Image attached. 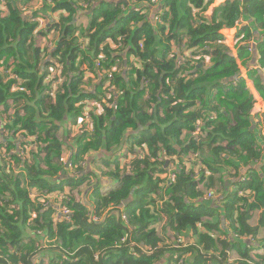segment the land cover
<instances>
[{"label":"trees","instance_id":"obj_1","mask_svg":"<svg viewBox=\"0 0 264 264\" xmlns=\"http://www.w3.org/2000/svg\"><path fill=\"white\" fill-rule=\"evenodd\" d=\"M120 1L42 0V7L34 9V0H0V128L6 132L0 133V264H44L42 251L49 253V264H264L263 255L249 253L251 240L264 227V132L252 129L253 98L238 78L240 64L247 67L254 57L264 69V0H225L209 15L212 0ZM85 10L92 13L80 29L75 19ZM39 11L60 13L58 24L45 26L49 33L58 32L50 49L33 42L46 22L35 19ZM223 26L235 30L236 59L217 44ZM253 39L255 54L248 51ZM46 53L65 72L54 98L40 63ZM186 53L192 58L184 59ZM130 58L139 63L132 73L127 71ZM81 65L97 80L86 88ZM110 70L114 83L101 77ZM261 75L253 69L248 77L264 102ZM12 77L25 92L13 91L18 82ZM90 100L101 111L80 104ZM86 114L92 125L87 128L78 122ZM69 119L76 125L73 139L65 128ZM193 124L206 136H194ZM61 129L65 133L58 139ZM135 131L137 136L127 137ZM124 143H129L132 164L116 161L111 170V159H104L114 160ZM64 146L72 152L67 169ZM147 154L169 163L174 158L189 162L191 169L174 171L166 184L160 178L165 162H150ZM98 162L106 168H98ZM258 162L259 171L253 168ZM199 164V173L218 178L221 187L199 188L194 181ZM120 165L126 167L123 172ZM246 168L245 181L238 184L243 194L226 191L230 171ZM99 172L116 188L101 193L98 183L91 190ZM81 186L87 196L76 201L72 193ZM206 192L221 195L223 205L214 206L217 200L205 199ZM55 194L58 206L47 200ZM43 198L48 206L40 203ZM257 211L261 221L251 226ZM162 220L170 237L166 230L158 234ZM191 235L198 237L197 244ZM122 238L126 244L118 248ZM230 251L238 259L230 261Z\"/></svg>","mask_w":264,"mask_h":264},{"label":"crops","instance_id":"obj_2","mask_svg":"<svg viewBox=\"0 0 264 264\" xmlns=\"http://www.w3.org/2000/svg\"><path fill=\"white\" fill-rule=\"evenodd\" d=\"M36 1L37 0H34V2L32 3V5L31 6H33L34 5V3H36ZM225 2V0H212V5L210 6V8H209V11L207 12V14L209 15V14H211V13H213V11L216 9V8H218L219 6L218 5H221V4H223ZM55 14H58V15H60V13H54L53 15H52V19L53 20H56V18L54 17V15ZM82 14H79L76 18L77 19H75V23H76V25L81 29H85L86 27H87V25H88V22H89V20H87V21H82L81 22V20L80 19H82L84 16H81ZM58 19V18H57ZM88 19H89V17H88ZM33 22H35V20H33ZM240 25V24H239ZM41 27V26H40ZM40 27H39V29H40ZM46 29V28H45ZM38 30L36 31V33H34L33 35V38H38ZM43 32L41 31L40 33H39V35H43L42 34ZM221 38H222V40L224 41H226V43H227V45L226 44H224V47L228 50V52H229V54L233 57V58H237V55H238V53H237V47H235L234 45H235V42H234V40H233V38H234V36H235V30L234 29H227L225 26H223L222 27V30H221ZM260 38H262L260 35H258ZM49 37L50 38H48V39H50L51 40V43H52V38H51V36H50V33H49ZM42 38H45V37H42ZM54 40H56V38H54ZM233 40V41H232ZM37 42H40V49L42 50H44L45 49V47H43L44 46V44H47L46 42H45V40L43 39V40H36V43ZM256 46H257V41L255 40V39H253V40H251L250 41V43H249V53H256ZM46 49H47V47H46ZM47 54V53H46ZM252 55V56H255V55ZM42 55V58H43V55H45V54H41ZM127 58V57H126ZM125 58V59H126ZM132 60H134V59H131L130 58V65H132L134 68L135 67H137V66H139V63L138 62H135V61H132ZM40 61H41V58H40ZM39 60H38V62H40ZM118 62V61H117ZM41 63V62H40ZM123 63V62H122ZM83 67H85V69L84 68H82V67H80L81 69H82V71H83V81H84V83H83V87L82 88H86V87H88V86H91L93 83H96V76H95V74L94 73H92V72H90L87 68H86V65H84ZM123 68H124V63H123ZM239 69H240V72H239V77L240 76H245L246 74L248 75L249 74V72L250 71H252L253 69L254 70H258L259 71V73H261L262 75V77H264V69H262L261 67H260V65H259V61H258V57H254L251 61H250V63H249V65L247 66V67H242V65L240 64V66H239ZM248 69H250V71H248ZM87 70V71H86ZM99 72V71H98ZM124 72V71H123ZM127 72V71H126ZM128 73V72H127ZM124 74V73H123ZM65 78V77H64ZM240 79H241V77H240ZM247 88L248 89H250V92L252 93V98H253V106H252V109H251V112H250V115H251V117L253 118V121H255V123L256 124H254V126L252 127V129H257V132H264V102H263V100L261 99V97L259 96V94H258V92L256 91V89L254 88V85H253V81H252V79H250L249 81H248V83H247ZM52 98L53 97H55V95L53 94V96H51ZM214 120V119H213ZM212 120V121H213ZM82 123H84L85 124V128H87V127H91L90 125H91V123L89 122V116H88V114H86L85 115V118H83V122ZM73 124V120L72 119H69V121L66 123V125H65V128H66V130H67V128H69L71 131H69V130H67L68 132H72V133H74V128H75V126L74 125H72ZM62 131H63V129H61ZM60 131V130H59ZM65 132V131H64ZM139 131H135V132H130L129 134H128V136L127 137H131V136H133V137H135V136H137V133H138ZM64 134V133H63ZM70 134V133H69ZM58 138V137H57ZM184 139L183 140H186V139H188L189 138V133H187V134H185L184 135V137H183ZM59 139V138H58ZM0 141L2 142L3 141V139H0ZM17 143H19V142H17ZM129 144V143H128ZM124 146V148L123 149H121V150H118V151H122L121 152V154H122V156H121V158H124L125 157V159L124 160H122V162L123 163H127V162H129V157H128V155H129V150H130V147L128 148L127 147V144H123L122 145V147ZM64 149H65V154L66 155H64V156H66V162L68 161V158L72 155V152L71 151H69V150H67V148L64 146ZM117 152V151H116ZM124 152V153H123ZM127 154V155H126ZM148 155V157H149V160L150 159H153L154 161H157V162H160L161 160H162V157L163 156H158V157H152L150 154H147ZM109 157V158H108ZM108 157H106L105 159H104V162H109L110 161V159H111V163H110V165L111 164H114V162H116L115 161V159L113 160V156H110V155H108ZM121 158H119L118 159V162H121ZM186 158H184V160H185ZM131 160V159H130ZM178 160V159H177ZM176 160V158H174L173 159V162H174V165L176 166L177 165V169H175V166H173V164L172 163H169V160L168 159H165V161L167 162V163H165V168H166V173H165V175H163V176H161L160 178L162 179L164 176H166V175H168V173L170 172V176H169V178H167V177H165L166 178V182H168L169 180H171V177H172V175L174 174V171L175 172H177V171H179V169H185L187 172H189L190 171V166H189V162H186V163H184V164H180V163H178V161ZM184 162V161H183ZM66 164V163H65ZM70 164V163H69ZM96 166H98V168H99V166L101 167V168H106V164H104L103 162H98L97 164H96ZM103 166V167H102ZM260 166H261V163L260 162H258V163H256V164H253V168H255V170H257V171H259L260 170ZM69 167V166H68ZM249 168H246V169H244V170H241L240 172H239V174L238 173H234V176H230V174H229V176H228V178H229V181H227V182H225L224 183V187L226 188V191H228L229 190V192H232V193H236L237 191V189H241V188H239V186H242V185H238L239 183H240V181L243 179V176L245 175V173L247 172V170H248ZM106 170H108V169H105V171ZM233 178H235V179H233ZM233 179V180H232ZM97 182V183H96ZM96 182H94V184H93V187L94 186H97L98 185V183H99V185H100V188H99V191L101 190V188H104V189H106L107 191L105 192H103V191H101V193H107L108 191H110V190H113V188H116V186H117V184L116 183H114L113 181H111V180H106L105 179V177H102L101 176V178H100V180L99 179H96ZM82 187V186H81ZM92 187V188H93ZM201 186H199V188H200ZM243 187V186H242ZM82 188H85L84 186L82 187ZM201 189V188H200ZM75 191V190H74ZM77 191H79L80 192V188H78L77 189ZM212 193V192H211ZM208 194V193H207ZM207 194H206V196H205V199H207V200H210V199H208L207 198ZM80 195H81V200H83L84 198H85V196L87 195V191H85V189L84 190H82L81 192H80ZM212 198H211V200H217L216 201V203H214V206H221V205H223V202H222V200H221V198H222V196L221 195H218L217 194V196H215L213 193H212ZM57 197V195L55 194V195H52V196H48L47 197V200L50 202V203H52L53 204V200L55 199ZM46 199V198H45ZM219 200H221V201H219ZM76 201H79V200H76ZM128 206V205H127ZM125 207H123V204L121 205V207L119 208L120 209V212L122 213L123 212V209H124ZM220 212V211H219ZM33 214H35V213H33ZM32 214V215H33ZM222 214V213H221ZM32 215H31V219H32ZM251 215H253V218H252V220H250L249 221V224H251V226H256L257 224H258V221H261V219H260V212L259 211H257V212H255V213H253V214H251ZM36 216V215H35ZM219 222H221V224L223 225V219L221 218V215H219ZM157 227V226H156ZM197 229H198V231L199 232H205V230H204V228L202 227V226H198L197 227ZM166 230V225L161 229V230H159V229H157V231H158V234H161V236L164 234V231ZM165 234H167L169 237H170V232H169V229H167L166 231H165ZM219 237H220V239H221V241L222 240H224V238L222 237V235H219ZM220 239H218V240H220ZM191 242L192 243H194V244H197V242H198V237L197 236H195V235H191ZM39 242H40V245L43 247V245H45V244H43V242H42V239H40L39 240ZM251 243L254 245V246H251V248H249V253L250 252H252V251H256L255 253L256 254H258V255H263L264 256V227H262V228H260V230H259V232H258V234H257V236L253 239V240H251ZM261 244H263V245H261ZM231 253L230 254H228V257L230 258H228L230 261L232 260V259H238V256H237V254H236V252L235 251H230ZM40 255L41 256H44V257H46V258H48L49 259V253L47 252V251H42L41 253H40ZM43 260H45V262L48 260V259H46V258H43V257H41Z\"/></svg>","mask_w":264,"mask_h":264},{"label":"rangeland","instance_id":"obj_3","mask_svg":"<svg viewBox=\"0 0 264 264\" xmlns=\"http://www.w3.org/2000/svg\"><path fill=\"white\" fill-rule=\"evenodd\" d=\"M42 5H43V2H42V0H37L36 1V3H34V5L32 6L34 9H39V8H41L42 7ZM218 6H220V5H218ZM21 11L23 12V13H25L26 11H24V10H22L21 9ZM27 12H30V11H27ZM90 10H85V12H84V17L82 18V19H80L81 20V22L84 20V21H87V20H89L88 19V17L90 16ZM40 14V15H39ZM49 14H50V16H52V13H50L49 11H47V12H38L37 13V16L35 17V19H38V18H41V17H43V18H45V19H43L44 21H46L45 23H41V27H40V29H39V27H38V38H35L34 40H33V42H35V46L36 47H38V48H40V42H37L36 43V40L38 39V40H45V42L47 43V44H44V46L43 47H47V48H52V44H51V40L50 39H48V38H50L49 37V31H47L46 29H45V26L48 24V23H51V24H58V17H59V15L58 14H55L54 15V17L56 18V20H53L52 19V17H48L49 16ZM41 16V17H40ZM59 27V26H58ZM43 32V35H39V33L40 32ZM57 34H58V32H51L50 33V36H51V38H52V40H54V38H56V36H57ZM42 37H45V38H42ZM172 55H176V52H173L172 53ZM183 56H184V54H183ZM126 61V60H125ZM132 61H134V60H132ZM206 62H208V59H206ZM203 63H205V61L203 60ZM41 64H42V67H43V70H44V72H45V79H44V85H46L47 83H49V82H51L52 81V86L50 87V94H51V96H53V94L55 95V92H58L59 91V86H60V80H62L61 79V77L63 76V77H65V72H61V66L60 65H58L57 64V62L55 61V59H53V58H48V53L47 54H45V55H43V58H42V60H41ZM119 66H118V68H119V72L118 71H116V72H118V73H116V74H120L121 73V69H123V67H122V64H118ZM79 67H82V68H84L85 69V67H83L82 65L81 66H79ZM97 67H98V65H97ZM99 69H101L102 67L100 66V67H98ZM136 68V67H135ZM135 68L132 66V65H130V67L128 68V72L130 71L131 73L135 70ZM87 71V70H86ZM105 76V73H104V75H102L101 77H104ZM114 77H115V75H108V78H106L105 80H111V81H113V83H114V81H115V79H114ZM244 82H245V84H246V88H247V83H248V81L250 80V78L248 77V75L246 74L245 76H243L242 78H241ZM233 86H235V84L233 85ZM103 87H105V85L103 86ZM247 90L250 92V89H248L247 88ZM250 94H251V96H253L252 95V93L250 92ZM148 97H149V93L148 92H146V94H145V96H144V100L146 101V100H148ZM54 98V97H53ZM110 99V96L108 97V99L107 100H109ZM118 101V100H117ZM117 101H115V102H117ZM114 106H115V104H114ZM116 107H117V105H116ZM94 108H91V110L92 111H94L93 110ZM99 109H101V108H99ZM99 109H98V112H99ZM91 110H88V111H91ZM12 112V111H11ZM161 112V111H160ZM210 119H216V116L214 115V116H212V117H209V118H207V120L205 121V122H208V121H212V120H210ZM199 121V120H198ZM205 122H204V125H205ZM90 126H92V125H90ZM193 127L196 131H198L199 133H201V137H205L206 135H205V133H203L201 130H200V128H199V126L198 125H196V124H193V125H190L189 127ZM67 130H69V131H71L69 128H67ZM195 130H194V132H195ZM74 131V130H73ZM63 133H65L64 132V130L62 131V130H60L58 133H56L55 134V136L56 137H58L59 139H62V137H63ZM74 134L72 133V132H70V134H69V137H70V139H73L74 138ZM196 136H199V134H197ZM184 139V138H183ZM18 142H20V140H21V137H18ZM127 144V147L129 148V144L128 143H126ZM121 152L122 151H117L116 152V154H115V161H117L118 162V159L119 158H121V156H122V154H121ZM131 154L132 153H129V155H128V157H129V159H132L131 158ZM64 155H66L65 153H64ZM167 158V157H166ZM125 159V157L123 158V160ZM163 159V158H162ZM139 161H144L145 160V158H144V156H140V158L138 159ZM195 160H196V158H195ZM150 162H154V160L153 159H150L149 160ZM197 161V160H196ZM195 161V162H196ZM129 162H131L130 164H129V166L132 164V160H130ZM160 162H165V163H167L166 161H165V159H163V161H160ZM119 164H121L122 163V160H121V162H118ZM173 164V166H175L174 165V162L172 163ZM124 165H120V171L121 172H123L124 170H125V168L123 167ZM128 166V167H129ZM100 167V166H99ZM103 167V166H102ZM101 168V167H100ZM83 169H85V168H83ZM110 169L111 170H113V169H115V164H111L110 165ZM199 171H200V164L195 168V177H194V181H195V183H197V184H199V186H201V187H203L204 189H206L207 187L209 188L210 187V185L211 184H213L214 186H217V187H221V185L219 186V185H217V182L219 181V179L218 178H214V177H210V175L209 174H200L199 173ZM83 172H84V170H83ZM102 174V176H104L105 177V175L102 173V172H99V175H101ZM98 175V174H97ZM171 174H170V172L168 173V175H166V176H164V177H167V178H169V176H170ZM230 176H234V172H232V171H230ZM164 177L162 178V180H164ZM211 178H213V180L211 181ZM99 179V178H98ZM233 179H235V178H233ZM232 179V180H233ZM100 180V179H99ZM96 182V178L95 177H93V182ZM165 182V181H164ZM97 183V182H96ZM166 183V182H165ZM225 186V185H224ZM97 186H94L93 188H91V190L92 189H94V188H96ZM239 188H241V189H237L236 191H237V193L238 194H243V190H242V186H239ZM113 189H115V188H113ZM82 190H84V188H80V192L82 191ZM101 191H107L106 189H104V188H101V190H100V192ZM160 190H157L156 191V194H158V196H159V192ZM80 192L79 191H77V190H75V191H73V193H72V196L74 197V199L75 200H81V195H80ZM207 193V192H206ZM205 193V194H206ZM87 196V195H86ZM85 196V197H86ZM213 197V196H212ZM57 198V197H56ZM54 199L53 200V203H55V205H57L58 206V204H59V200H57V199ZM149 198H151V197H149ZM152 199V198H151ZM30 218H31V215H30V217H29V220H28V222H30ZM252 218H253V215H251V217H250V220H252ZM249 220V221H250ZM95 222H100V219H98V220H94ZM166 221H164V220H162V221H160V223L157 225V227H156V229H159V230H161L165 225H166V223H165ZM127 223V222H126ZM125 244H126V242H125ZM132 245H135L134 243H132V244H130V246H132ZM142 253H144L143 251H141ZM44 264H49L47 261L46 262H44Z\"/></svg>","mask_w":264,"mask_h":264},{"label":"built area","instance_id":"obj_4","mask_svg":"<svg viewBox=\"0 0 264 264\" xmlns=\"http://www.w3.org/2000/svg\"><path fill=\"white\" fill-rule=\"evenodd\" d=\"M241 2H242V0H240ZM48 4H50V5H52L53 6V4L50 2V1H48ZM240 24V23H239ZM221 33V32H220ZM222 36V35H221ZM233 40H234V38H233ZM232 40V41H233ZM217 44H219V45H223L224 46V44H226L227 45V43H226V41L224 40H220V41H218L217 42ZM192 58V56H191V54H188V53H186L185 55H184V59H191ZM184 60H183V58H182V60H180L179 61V64H181L182 62H183ZM98 67H100V64H98ZM114 73V71L113 70H110V71H108L107 72V74H105V76H107V78H108V75H111V74H113ZM241 78L243 77V76H240ZM240 77L238 76V78L240 79ZM13 79H15V80H17V82H18V84L17 85H15V86H13V91H15V92H25V90L20 86V81L18 80V78L17 77H12ZM61 80H60V84H61ZM107 88H108V85H107ZM108 91H110V89L108 90ZM80 104L81 105H84L86 108H87V111L88 110H91V108H94V109H99L100 107H99V103L97 102V101H95V100H90V101H84V102H80ZM93 109V110H94ZM99 111H101V109H99ZM210 120H213V119H210ZM78 122L79 123H82L83 122V119H79L78 120ZM0 133L2 134V135H4V136H6V132L4 131V129L3 128H0ZM197 134H199V132L198 131H196L195 130V132L193 133V135L194 136H196ZM1 142V141H0ZM3 142V141H2ZM124 153V152H123ZM127 155V154H126ZM147 156V155H146ZM1 158H3V149H2V147L0 146V161H1ZM140 158V157H139ZM63 159V161H64V163H66V158H62ZM121 160H123V158H121ZM129 161H130V159H129ZM161 161H163V159L161 160ZM127 163H129V162H127ZM126 163V164H127ZM166 179V178H165ZM245 178H243L242 180L243 181H245L244 180ZM170 183V180L168 181V182H166V184H169ZM239 195H241V194H239ZM207 198L208 199H211L212 198V194H208L207 195ZM40 203L43 205V206H48L49 205V203L46 201V199L45 198H43V199H41L40 200ZM65 210H61V212H60V215H63V214H65ZM36 216H35V214H33L32 215V218H35ZM122 220H124L125 222H127V218H126V215L125 214H122ZM125 242H126V240L124 239V238H122V239H120L119 240V242L118 243H116V246L118 247V248H120L122 245H124L125 244ZM177 242H178V244H182L184 241H183V239L182 238H178V240H177ZM141 251H143L144 253H147V254H149V253H151V249H148V250H146V249H141ZM180 263H182V261H180Z\"/></svg>","mask_w":264,"mask_h":264},{"label":"water","instance_id":"obj_5","mask_svg":"<svg viewBox=\"0 0 264 264\" xmlns=\"http://www.w3.org/2000/svg\"><path fill=\"white\" fill-rule=\"evenodd\" d=\"M122 2H125V0H121L120 1V3H122ZM92 13V11L90 12V14ZM126 66V61H124V67ZM124 74H125V70H124ZM70 160H71V156L68 158V161L66 162V164H65V168L67 169L68 168V166H69V163H70ZM130 203V200L128 199V200H125L124 202H123V207H126L128 204Z\"/></svg>","mask_w":264,"mask_h":264}]
</instances>
